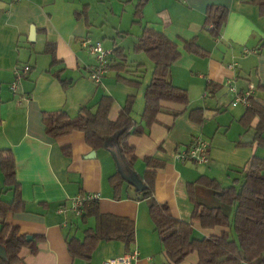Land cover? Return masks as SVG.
I'll use <instances>...</instances> for the list:
<instances>
[{"label":"crops","instance_id":"obj_1","mask_svg":"<svg viewBox=\"0 0 264 264\" xmlns=\"http://www.w3.org/2000/svg\"><path fill=\"white\" fill-rule=\"evenodd\" d=\"M139 1L0 0V149H9L13 155L15 180L24 202V209L9 213L6 222L30 236L29 240L43 237L36 242L34 253L29 247L20 249L19 256L26 264H87L73 258L66 245L71 237L81 240L84 230L95 225L93 217L82 220L70 209V198L77 194H94L101 213L134 222L135 238L130 248L138 256L132 264H168L141 191L122 178L114 191L110 177L117 170L111 153L105 147H90L78 130L51 137L43 121L44 112L65 110L74 116L81 105L94 106L102 95L113 98L107 117L115 121L127 96L132 95L131 116L139 122L143 91L153 66L145 60V52L133 50L143 27L163 33L176 44L180 56L171 65L169 78L188 97L187 104L161 102L163 111L144 132L128 138L136 156L131 169L141 179L146 170H155V199L167 204L173 217L187 221L193 208L187 184L194 183L197 203L219 207L231 217V206L196 180L207 176L227 186L242 180L252 155L264 159V140L260 145L254 141L258 118L244 127L240 118L246 105L232 104L235 94L229 89L233 85L244 92L253 85L250 96L264 109V90L259 88L264 86V15L258 5L252 0H147L136 22ZM209 5L227 9L217 37L208 31L211 25L204 26ZM133 27L137 31L133 32ZM132 34L134 55L129 56L122 43ZM84 38L111 51L122 46L128 59L126 69L141 76L140 86L127 84L110 70L99 82L90 79L94 58L81 46ZM190 41L205 53L187 50L185 43ZM47 45L53 46L54 57ZM24 66L29 70L12 90L15 72ZM121 75L136 77L126 72ZM195 137L207 143L208 161L196 165L177 160V152L186 149ZM147 157L160 166L147 167ZM3 183L0 170V200L10 201L13 191ZM60 207H65V212H59ZM221 231H230V227L194 224L192 236L218 235ZM128 252L121 241L100 240L88 264H102ZM197 262L198 255L192 252L179 264Z\"/></svg>","mask_w":264,"mask_h":264},{"label":"trees","instance_id":"obj_2","mask_svg":"<svg viewBox=\"0 0 264 264\" xmlns=\"http://www.w3.org/2000/svg\"><path fill=\"white\" fill-rule=\"evenodd\" d=\"M146 1L140 0L136 5L134 12L136 22L142 16V7ZM252 1L258 5L261 14L264 15V0ZM226 17L225 7L218 5L207 7L204 26L207 28L211 25L208 31L213 37L218 36ZM185 48L195 54L205 53L194 41L185 43ZM261 48H264V42ZM46 49L54 57L53 46L49 48L47 45ZM133 50L145 52L153 64L150 80L143 91L144 105L139 122H135L131 116L135 96H127L117 119L110 121L107 115L113 98L110 95H102L94 106L81 105L74 116H70L65 110L44 112L43 121L47 134L58 137L78 130L83 132L85 142L90 147L99 149L105 147L106 138L118 133L122 158L132 168L136 156L134 149L128 143V138L144 132L145 127H148L156 115L163 111L161 102L188 103L186 92L172 84L169 78L170 67L180 56L172 40L150 27H143ZM127 63L124 48L116 46L109 55L106 71H114L118 79L139 87L141 76L127 70ZM121 72L136 77H125ZM259 88L264 90L262 85ZM193 112L194 110L190 112V117L193 116ZM255 117L258 118V123L255 127L254 141L260 145L264 140V109L250 96L240 122L248 128ZM145 162L149 168L161 164L151 157L145 158ZM0 170L3 174L4 186L13 191L10 201L0 200V264H26L19 256L20 249L29 247L34 253L36 242L43 237L34 236L32 240H27V235L19 233L17 226L6 222L9 213L24 209L19 184L15 180L14 159L9 149H0ZM243 174L241 181L235 180L227 186H221L218 181L207 176H201L196 180V183L212 189L222 203L231 206V217L225 215L219 207H207L197 203L193 193L194 183H188L187 191L193 208L189 220L186 221L173 217L167 204L159 203L155 199L153 194L155 170L145 171L142 178L145 189L141 191V196L147 200L149 216L163 244L168 264H179L192 252L198 255L197 264H264V159L252 155ZM110 183L117 192L122 183L118 172L110 177ZM89 217L94 218L95 225L84 230L83 238L80 240L71 237L66 240L67 250L73 258H81L88 264L91 253L100 240L121 241L126 251H131L130 246L135 238V226L132 220L101 213L96 199L85 201L83 205L81 219L86 220ZM194 224H199L203 228L225 226L230 227V231H221L218 235L193 237Z\"/></svg>","mask_w":264,"mask_h":264},{"label":"built area","instance_id":"obj_3","mask_svg":"<svg viewBox=\"0 0 264 264\" xmlns=\"http://www.w3.org/2000/svg\"><path fill=\"white\" fill-rule=\"evenodd\" d=\"M81 46L88 51L90 55L94 58V63L89 69V77L95 82H99L103 74L106 72V66L108 64V58L111 54L110 49H105L100 42H92L89 38H84L81 40ZM246 53L251 52L250 50L245 49ZM252 52H257L254 50ZM29 70L28 66H24L22 71L15 72V81L11 85V89L15 90L17 83L23 73H26ZM230 84V81H228ZM230 91H232L235 96L232 104L243 103L244 105L248 104V97L252 90L254 89L253 85H249L247 91L238 92L237 89L230 85ZM207 143L199 138L195 137L192 139L190 144L183 151H179L176 154V159L185 162L189 161L193 164L199 165L204 164L208 161V156L206 153ZM96 195L94 194H77L70 198V209L76 216H80L83 212V205L85 201L95 199ZM59 212H65V207H60ZM138 256L136 250H132L120 257H115L105 260L102 264H132Z\"/></svg>","mask_w":264,"mask_h":264},{"label":"water","instance_id":"obj_4","mask_svg":"<svg viewBox=\"0 0 264 264\" xmlns=\"http://www.w3.org/2000/svg\"><path fill=\"white\" fill-rule=\"evenodd\" d=\"M104 146L111 153L115 161L116 170L121 176V178L125 182L133 186L135 190L137 191L144 190L145 184L143 183L140 176L137 175V173L134 170L129 168L122 158L119 143H118V133H115L114 135L106 138L104 142ZM27 239L29 240L30 236H27Z\"/></svg>","mask_w":264,"mask_h":264},{"label":"rangeland","instance_id":"obj_5","mask_svg":"<svg viewBox=\"0 0 264 264\" xmlns=\"http://www.w3.org/2000/svg\"><path fill=\"white\" fill-rule=\"evenodd\" d=\"M133 32L137 31V28L136 27H133L132 28ZM135 35H129L127 38H125V40L123 41L122 43V46L125 47L126 49V52L129 56H133L134 55V51L132 50V42L133 40L135 39L134 38ZM145 60H147V62L150 64L152 63L150 60H148V58H145Z\"/></svg>","mask_w":264,"mask_h":264}]
</instances>
